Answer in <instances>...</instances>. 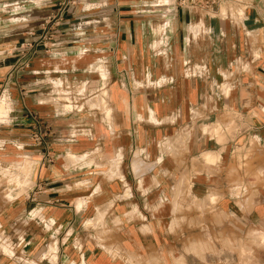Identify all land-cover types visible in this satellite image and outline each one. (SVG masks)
<instances>
[{"label":"crops","instance_id":"crops-1","mask_svg":"<svg viewBox=\"0 0 264 264\" xmlns=\"http://www.w3.org/2000/svg\"><path fill=\"white\" fill-rule=\"evenodd\" d=\"M60 1L0 0V264H264V0H76L25 58Z\"/></svg>","mask_w":264,"mask_h":264},{"label":"rangeland","instance_id":"rangeland-1","mask_svg":"<svg viewBox=\"0 0 264 264\" xmlns=\"http://www.w3.org/2000/svg\"><path fill=\"white\" fill-rule=\"evenodd\" d=\"M58 7H59V3H57L54 6L53 14L57 13ZM45 23H46V19L41 23V27L43 29L45 28ZM59 27L60 25L52 27L50 30V33L55 36L57 34V30ZM43 29L41 33L40 32L37 34L30 33L31 35L28 34L26 36L21 35L22 38H24L22 42L19 44L22 56L26 58L29 56L30 53H35V54L38 53L39 51H41V48L47 49V50L50 48L49 45H48V48L44 46L43 35L45 32L43 31ZM1 37L2 39H4V41H6V43L12 45V43H14L16 38L19 36L18 35L17 36L6 35V36H0V38ZM30 37L32 39H30ZM53 41L54 39L50 40V43ZM3 54L9 57L10 59H12L13 55L15 54V51L14 49H12V46H11L10 49L6 50ZM31 56L32 55H30L29 57ZM29 57L27 59H29ZM28 65L29 64L27 60L25 67L24 65L21 66V69H20L21 72H25V70L28 69ZM21 75H23V73ZM16 81H17V78H15L14 70L12 66L10 71L5 76L3 82L0 83V104L2 102L3 107L5 109L3 110V112L0 111V121L7 122L9 118L12 116L10 112H11V108H13L14 106L13 98H14V94H17V87H16L17 82ZM22 91L25 92V89L23 88ZM103 91H106V90L104 89ZM226 218L227 217H225V219ZM229 224H235V223L230 222ZM236 231H237V227L235 226H232V225L225 226V244H224L225 252H236L240 256L243 254L246 257L244 262H249L251 260L249 259V257L254 254L255 250H258V249H261V251L264 250V238H262L263 239L262 242H259L257 241L258 239L255 240L254 236H252L251 234L250 235L247 234L246 235L247 239L245 240L244 238H241V237L238 238L236 234L231 233V232H236ZM232 261L233 260H225V264H230Z\"/></svg>","mask_w":264,"mask_h":264},{"label":"built area","instance_id":"built-area-1","mask_svg":"<svg viewBox=\"0 0 264 264\" xmlns=\"http://www.w3.org/2000/svg\"><path fill=\"white\" fill-rule=\"evenodd\" d=\"M76 0H61L56 14H51L46 19L45 32L43 35L44 46L48 48L53 34L50 33L52 27L59 26L63 21V16L70 6L76 5ZM177 4L188 10H195L207 13L209 15L232 16L234 13L240 12L244 4V0H177ZM36 138H41L35 135Z\"/></svg>","mask_w":264,"mask_h":264},{"label":"bare ground","instance_id":"bare-ground-1","mask_svg":"<svg viewBox=\"0 0 264 264\" xmlns=\"http://www.w3.org/2000/svg\"><path fill=\"white\" fill-rule=\"evenodd\" d=\"M3 110H5V109H4L3 104L1 102V104H0V111L3 112ZM262 238H263V236H262Z\"/></svg>","mask_w":264,"mask_h":264}]
</instances>
